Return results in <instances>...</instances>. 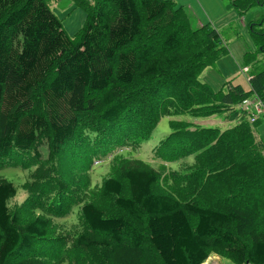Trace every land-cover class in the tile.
<instances>
[{"label": "trees", "instance_id": "16d2710c", "mask_svg": "<svg viewBox=\"0 0 264 264\" xmlns=\"http://www.w3.org/2000/svg\"><path fill=\"white\" fill-rule=\"evenodd\" d=\"M47 1L0 0V159L17 156L23 160L28 155L39 162L27 177L26 199L32 195L34 205L47 200L46 212L56 217L68 214L73 203L67 180L55 179L68 166L63 164L60 173L59 162L68 145L81 153L71 159L76 165L73 161L103 159L116 149H130L147 140L159 119L175 111L164 105L172 104L168 99L156 104L161 94L192 82L197 90L203 89L207 84L194 81L192 64L211 66L227 51L208 24L189 28L190 33H201V49L192 55L181 51L180 33L173 24L184 14L173 0H69L85 14L73 37L65 33ZM263 5L264 0H228L229 8L239 16ZM183 23L188 25L185 17ZM248 31L255 49L264 53V16L252 22ZM248 85L244 92L226 83L225 92L179 107L178 114L206 120L219 113L216 107H230L238 96L237 102L256 96L264 104V69ZM91 94L101 96L100 101L89 99ZM145 104L152 120L142 140L138 139L142 135L133 136L130 129L141 124V117L129 114ZM231 109L237 117L243 116L235 106ZM184 123L175 122L180 127L173 128L155 148L157 168L125 160L118 167L119 180L103 181L101 196L116 197L114 208L119 213L83 205L78 221L82 232L70 245L63 235L49 234L48 218L38 216L20 226L18 213L8 207L15 187L0 182V264L82 263L90 251L100 257L96 264H203L215 252L233 264H264V190H257L264 181V144L252 133L259 123L250 125L242 118L223 131L187 129ZM201 135L202 147L183 154L184 140ZM45 138L49 156L41 161L38 146ZM219 154L222 160L229 154L228 163L237 162L227 170L239 180L237 185L245 179L243 196L232 192L235 186L230 184L233 205L210 208L193 201L196 194L190 187L193 195L182 201L181 191L189 189L184 185L189 178L202 183L205 189L199 184L198 191L219 198L222 192L205 183L208 173L221 171L215 168ZM189 156L192 168L167 169L168 163H183ZM165 179L173 182L175 190H158ZM123 183L127 197L121 196ZM64 247L73 252L67 258Z\"/></svg>", "mask_w": 264, "mask_h": 264}, {"label": "rangeland", "instance_id": "374dc122", "mask_svg": "<svg viewBox=\"0 0 264 264\" xmlns=\"http://www.w3.org/2000/svg\"><path fill=\"white\" fill-rule=\"evenodd\" d=\"M173 2H175L177 6L182 7L184 17L188 22V25L183 23L184 17L183 15H179L173 24L174 28H177L180 33L181 51L192 55L198 52L204 45V42L202 41L203 38H199L201 33H198L197 31L190 33L189 28H194L197 25H211L214 30L216 29L219 32L217 33L220 35L219 37H221V45H224L225 47V42H227L226 54L218 58L211 66L203 67V64H200L199 62H194L192 64L196 74L194 81L207 85H205L203 89L197 90V87L195 88V82H192L188 85L185 84L184 86H180V88L173 90L172 92H163V94H161L162 96L158 98L160 100H157L156 104L168 99L172 104H167L168 102H166L164 105L172 106L175 111L172 110L170 114L166 113L164 117L160 118L150 136H148L149 138L145 141L136 143V146H133V148L116 149L103 159L89 160L88 158V160L86 159L84 161H73L76 164L74 165L72 164L71 159H76L78 155L77 153L79 152L75 147L68 145L64 150L65 153H63L64 158L60 159L61 163L59 162L61 165L59 168L60 173L61 169H63V164L68 166L63 169L64 173H61V178H55L57 181L58 179L64 178L67 180L70 187L69 196L72 198L73 203L70 207L69 213L64 216L61 215L54 217L46 212L47 207H45V204L47 200H45L44 204V201H40L37 203L38 205H34L35 202L31 201L32 195H29L28 199H26L28 194L27 177L36 168L39 163L38 161L30 159V156L28 155H24L22 157L23 160H20L17 156L0 159V182L4 181L15 187V195L8 200V207L10 208L11 213H18L20 226H24L38 216L48 218L50 221L49 223H51L49 234L63 235L67 244L70 245L82 232L78 221L79 210L83 205L93 204L98 208L103 209V207H106L119 213V210L114 208V200L116 197L110 196L108 198H103L101 196V186L103 181L107 178L119 180L118 167L121 162L125 160H139L152 168H157L160 163L154 158V153L156 151L155 148L171 133L173 128L180 127L175 126V122H185L184 124L187 126H185L187 129L188 127H190L189 129H193L194 127H213L223 131L234 127L241 122L242 118H245L250 125H253L256 122L259 123L257 129L253 128L252 133H254L255 140L259 142V144H264L263 110L259 117L251 122L250 118H252V115H247L238 109L247 101L254 103V98L256 96H248L243 98L240 102H237L240 100V96H238L239 98L237 97L238 99L233 97L234 101H232L229 106L231 108L235 106L241 114H243V116L240 117H237L232 109L226 106H221L220 108L216 107V110L219 111V113H216L217 115L215 114L216 116L214 115L209 119L201 121L195 120L186 115H179L181 114L180 108L190 106L191 102L196 100H210L215 97L214 93H217L220 90L225 92L226 83H230V87L238 85L244 90V92L248 91L250 79L253 78V75L264 69V53L258 52L257 49H255V43L250 37L248 31L249 25L252 24V22L257 23L263 18L264 5L260 7H252L248 9L244 15L239 16L235 10L226 7V0H173ZM47 4L54 15L61 21L65 33L69 37H73L79 31V28L82 27L85 20V14H83L80 9L75 8L69 0H48ZM229 24H231V26H228ZM200 27L201 26H197L196 28ZM244 68L247 70L246 73H242ZM234 91H236V88ZM255 91L260 92L256 89ZM88 98H93L95 100L98 99L97 102H99L101 96L91 94ZM233 99H230L229 101ZM175 103L176 105H174ZM263 105L264 104H262V107ZM101 107L102 106L99 105L97 108L100 109ZM133 112V114L130 113L129 115L132 117L140 116L142 122L141 124L130 128L132 135H137V137L142 135V138L138 139H146V134L149 131L148 126L152 120L150 109H147V105L145 104L142 110L135 109ZM175 113H177V115ZM188 123L190 125H188ZM188 137L184 140L187 147L185 146L183 154L188 152V150L190 151L191 149H198L200 146L202 147L204 143V137H202V135L201 137L193 138L192 140ZM46 139L47 138L42 139L38 146L41 161H46L49 156ZM79 155H81V153H79ZM219 159L220 154L217 156L216 162L218 163H216L215 168H220L221 171L208 173L207 179L205 178V183L208 188L222 192L221 194L218 192L220 194L219 198L212 197L206 192L198 191L199 184L200 189H205L203 188L202 183L199 181L196 183V179L189 178L184 184L189 189L184 188V192L181 191L183 195L181 198L182 201H187L190 199L191 195H193L191 191H189L191 189L190 187L194 189L193 193L196 194L193 201L210 208H225L226 206L233 205L232 200L235 198L230 197V195L233 194L232 192H239V195L243 196V193L245 192V189L243 188L246 187L245 179L237 185L239 180L236 177H232L235 175H232L233 172H231L230 169L227 170L230 164H237V162L233 159L228 163L229 154L227 159ZM206 160L208 162L212 161V157H208ZM192 162V156H189L186 160H183V163H168L169 165L167 166V169L178 171L181 169V165H183L184 168H192ZM59 170H57L56 173H58ZM257 179L260 180L261 176H257ZM65 180L64 182H66ZM230 184L231 187L235 186L234 188H237L238 186H242V188L235 190H233V188L231 192L229 189ZM157 187L159 191L164 190L163 192L170 191L171 189L175 190L176 188L170 179H165L164 184L160 186L158 185ZM157 187H152L154 193H157ZM257 187V190L259 191L261 189L264 190V181H262ZM121 196H128V190L125 183H123ZM255 198L257 199L258 197ZM26 200L31 202L26 204ZM138 228L143 230L142 226H139ZM63 251V257L65 258L69 257L72 252L70 248L67 247H64ZM41 254L45 255L43 253ZM212 254H218V252ZM82 259H86L85 262L82 261L81 263L78 260L75 264H86V262L89 264H93L94 262L96 264V262H101L96 251H90L89 255ZM52 262L54 261L46 260L45 264H55V262ZM222 262L223 264H233L230 259L227 258L222 259ZM63 263L70 264L68 260L61 261L59 264Z\"/></svg>", "mask_w": 264, "mask_h": 264}, {"label": "built area", "instance_id": "2783aa9c", "mask_svg": "<svg viewBox=\"0 0 264 264\" xmlns=\"http://www.w3.org/2000/svg\"><path fill=\"white\" fill-rule=\"evenodd\" d=\"M246 69L244 68L242 70V73H246ZM241 112L247 114V115H252L251 122H253L252 120H256V118L259 117L261 111L263 110V114L264 115V106L262 107V103L255 97L254 98V103L251 102H245L244 104H242L240 106V108H238Z\"/></svg>", "mask_w": 264, "mask_h": 264}, {"label": "crops", "instance_id": "0c3cea01", "mask_svg": "<svg viewBox=\"0 0 264 264\" xmlns=\"http://www.w3.org/2000/svg\"><path fill=\"white\" fill-rule=\"evenodd\" d=\"M227 1V4H226V7H229L228 6V0H226ZM236 12V11H235ZM237 13V12H236ZM209 25V24H208ZM197 26H202V25H197ZM196 26V27H197ZM211 26V25H210ZM228 26H231V24H229ZM216 30V29H215ZM216 32H218L217 30H216ZM219 33V32H218ZM225 42V41H224ZM226 43L227 42H225V49H226ZM203 264H223V262H222V259H221V257L220 256H218L217 254H212V255H210V256H208V258H207V260L203 263Z\"/></svg>", "mask_w": 264, "mask_h": 264}, {"label": "water", "instance_id": "95a60500", "mask_svg": "<svg viewBox=\"0 0 264 264\" xmlns=\"http://www.w3.org/2000/svg\"><path fill=\"white\" fill-rule=\"evenodd\" d=\"M247 264V263H246Z\"/></svg>", "mask_w": 264, "mask_h": 264}]
</instances>
